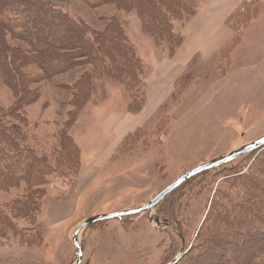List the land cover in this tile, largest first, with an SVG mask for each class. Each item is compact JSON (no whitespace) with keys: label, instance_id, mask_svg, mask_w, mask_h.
<instances>
[{"label":"rangeland","instance_id":"374dc122","mask_svg":"<svg viewBox=\"0 0 264 264\" xmlns=\"http://www.w3.org/2000/svg\"><path fill=\"white\" fill-rule=\"evenodd\" d=\"M50 1L96 28L102 27L103 16L115 12L110 4L90 8L81 0ZM121 14L127 39L144 65L141 107L128 111L124 85L106 79V99L100 100V88L97 100L93 96L66 126L79 148L77 173L66 178L48 176L32 226L37 230H24L21 237H0V264H74L72 234L83 221L139 208L183 172L264 135V0H238L226 20L231 32L227 41L214 54L196 53L169 84L162 69L174 66L172 58L182 42L168 55L163 43L157 44L142 30L134 11ZM182 26L174 24L184 38ZM32 69L39 72L37 67ZM72 80L73 74L64 73L42 81L39 99L26 108L27 144L47 155L57 147L59 130L67 123L69 91L61 86ZM159 92L162 98L151 101ZM149 100L152 105L144 111L141 125L110 141L111 135L104 131L107 119L114 113L140 114ZM12 101L11 90L0 77V108ZM251 153L246 160L230 161L206 175L191 177L192 181H184L158 206L141 214L86 225L77 234L80 264H169L182 251L174 264L210 259L202 246L196 247L198 231L227 179L264 176L258 171L264 146ZM24 187L21 182L16 188L0 190V204L21 196ZM22 225L29 223L19 220Z\"/></svg>","mask_w":264,"mask_h":264},{"label":"trees","instance_id":"16d2710c","mask_svg":"<svg viewBox=\"0 0 264 264\" xmlns=\"http://www.w3.org/2000/svg\"><path fill=\"white\" fill-rule=\"evenodd\" d=\"M81 1L90 8L110 4L115 12L103 16L102 27L96 28L50 0H0V77L13 95V101L0 108V190L25 184L21 196L0 204V237H21L24 230H37L32 226L40 213L48 176L66 178L77 173L79 148L66 126L100 88V100L106 99V79L124 85L128 111L141 107L144 65L127 39L121 13L134 11L142 30L157 44L163 43L171 55L183 40L175 22L184 25L204 0ZM33 67L39 72L34 73ZM64 73L73 74V80L61 86L69 91L67 123L59 130L57 147L47 155L42 148L27 144L26 108L39 99L42 81ZM258 169L264 173V162ZM206 171L210 169L194 177ZM232 178L215 193L198 231L196 247L202 246L210 259L195 258L190 264H264V176ZM19 220L29 225L19 226ZM35 235L40 238L38 231Z\"/></svg>","mask_w":264,"mask_h":264},{"label":"crops","instance_id":"0c3cea01","mask_svg":"<svg viewBox=\"0 0 264 264\" xmlns=\"http://www.w3.org/2000/svg\"><path fill=\"white\" fill-rule=\"evenodd\" d=\"M238 0H207L197 12L189 18L182 26L183 41L177 48L173 62L174 66L162 69L169 84L178 75L180 70L185 68L191 58L198 52L206 55L214 54L225 41L230 37L231 32L227 26V17L235 10ZM209 49V51H205ZM167 87H163L164 89ZM162 98V92L154 96L151 101ZM140 114L114 113L105 122L104 131L111 135L110 141L119 140L128 131L141 125L143 122L144 111ZM107 126V127H106ZM102 155H99L101 157ZM53 191V190H52ZM50 193H53V192ZM61 220V219H60Z\"/></svg>","mask_w":264,"mask_h":264},{"label":"water","instance_id":"95a60500","mask_svg":"<svg viewBox=\"0 0 264 264\" xmlns=\"http://www.w3.org/2000/svg\"><path fill=\"white\" fill-rule=\"evenodd\" d=\"M261 146L262 147L264 146V135L260 136L256 140H254V141L230 152L227 155H224L218 159L212 160L208 163L198 165V166H196L190 170L183 172L174 181H172L167 186H165L162 190H160L157 194H155L150 200H148L145 204H143L139 208H136L133 210L114 212V213H110V214L96 215V216L90 217L87 220L83 221L81 224H79L76 227V229L74 230V232L72 234V242L76 248V261L74 264H80L81 260H82V248L79 245V243L77 242V234L86 225H88L91 222L96 221V220H102V219H106V218H113V217H118V216H122V215H129V214H141L144 211L150 210L155 205H157L163 198H165L170 192H172L175 188L180 186L184 181L188 180L189 178L195 176L196 174H198L204 170H208V169H211L214 167H218L220 165H224L230 161L235 160L238 157H241V156L261 147ZM169 264H171V263H169Z\"/></svg>","mask_w":264,"mask_h":264}]
</instances>
